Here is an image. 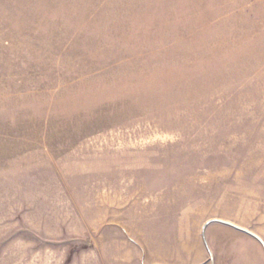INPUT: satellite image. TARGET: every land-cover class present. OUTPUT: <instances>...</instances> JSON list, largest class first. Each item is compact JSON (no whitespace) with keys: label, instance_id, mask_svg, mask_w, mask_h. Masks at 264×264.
Instances as JSON below:
<instances>
[{"label":"rangeland","instance_id":"1","mask_svg":"<svg viewBox=\"0 0 264 264\" xmlns=\"http://www.w3.org/2000/svg\"><path fill=\"white\" fill-rule=\"evenodd\" d=\"M214 220L264 242V0H0V264H264Z\"/></svg>","mask_w":264,"mask_h":264},{"label":"water","instance_id":"2","mask_svg":"<svg viewBox=\"0 0 264 264\" xmlns=\"http://www.w3.org/2000/svg\"><path fill=\"white\" fill-rule=\"evenodd\" d=\"M210 223H219V224H222V225H226V226H229V227H231V228H233V229H235V230H238V231H240V232H243V233H245V234L251 236L252 238H254L255 240H257V241L260 243V245L262 246L263 251H264V242H263L258 236H256L255 234H253L252 232H250V231H248V230H245V229H243V228H240V227H238V226H236V225H234V224H231V223H228V222H223V221H220V220H214V221H212V222H210ZM210 223H207V224L205 225V227H206L208 224H210ZM205 227H204V229H205ZM202 238H203V240H204V242H205L206 248L208 249L207 244H206V241H205V238H204V230H203V232H202Z\"/></svg>","mask_w":264,"mask_h":264}]
</instances>
